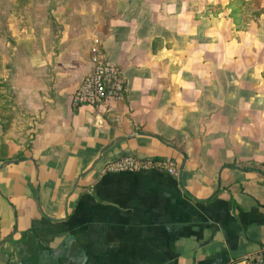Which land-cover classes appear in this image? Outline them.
<instances>
[{"label": "crops", "instance_id": "1", "mask_svg": "<svg viewBox=\"0 0 264 264\" xmlns=\"http://www.w3.org/2000/svg\"><path fill=\"white\" fill-rule=\"evenodd\" d=\"M244 1L0 5V264H242L264 249V0ZM93 47L124 90L74 105ZM125 155L178 173L104 171Z\"/></svg>", "mask_w": 264, "mask_h": 264}, {"label": "built area", "instance_id": "2", "mask_svg": "<svg viewBox=\"0 0 264 264\" xmlns=\"http://www.w3.org/2000/svg\"><path fill=\"white\" fill-rule=\"evenodd\" d=\"M92 52V69L72 94L74 105L95 106L110 99H119L122 96L124 85L117 65L105 60L97 47H93ZM104 171L112 173L159 171L170 175H177L178 173L176 163L172 159H156L133 155L121 156L107 162ZM242 264H264V249L246 256L242 259Z\"/></svg>", "mask_w": 264, "mask_h": 264}, {"label": "rangeland", "instance_id": "3", "mask_svg": "<svg viewBox=\"0 0 264 264\" xmlns=\"http://www.w3.org/2000/svg\"><path fill=\"white\" fill-rule=\"evenodd\" d=\"M29 1H33V0H19V2L21 3V4H27V2H29ZM0 5H1V7H4L6 10L8 9V8H10L12 5H15L14 4V2H13V0H0ZM3 9V8H2ZM2 11L3 10H1L0 11V20L3 18V15L1 14L2 13ZM5 132V131H4ZM3 132V133H4ZM0 133H1V131H0ZM5 134V133H4Z\"/></svg>", "mask_w": 264, "mask_h": 264}, {"label": "trees", "instance_id": "4", "mask_svg": "<svg viewBox=\"0 0 264 264\" xmlns=\"http://www.w3.org/2000/svg\"><path fill=\"white\" fill-rule=\"evenodd\" d=\"M245 2H249L250 3V1H244V0H237V3L238 4H243V3H245ZM251 2L252 3H256V4H258L259 3V0H251ZM24 157H23V155H22V153H17L13 158H11V159H13V160H21V159H23ZM0 160H2V159H0Z\"/></svg>", "mask_w": 264, "mask_h": 264}]
</instances>
